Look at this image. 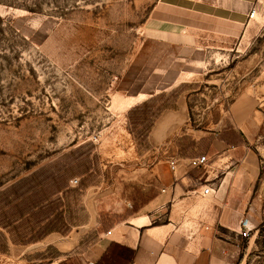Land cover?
<instances>
[{
    "label": "crops",
    "instance_id": "0c3cea01",
    "mask_svg": "<svg viewBox=\"0 0 264 264\" xmlns=\"http://www.w3.org/2000/svg\"><path fill=\"white\" fill-rule=\"evenodd\" d=\"M259 1L157 5L237 29L243 44ZM191 75L183 70L167 91L123 101L132 103L126 165L107 170L97 149L75 147L2 189L0 264H95L111 243L133 250L130 264H244L241 221L264 220V66L215 131L190 124Z\"/></svg>",
    "mask_w": 264,
    "mask_h": 264
},
{
    "label": "rangeland",
    "instance_id": "374dc122",
    "mask_svg": "<svg viewBox=\"0 0 264 264\" xmlns=\"http://www.w3.org/2000/svg\"><path fill=\"white\" fill-rule=\"evenodd\" d=\"M159 1L0 0V191L75 147L97 149L107 170L126 165L123 101L167 91L183 70L191 126L220 128L264 66V0L243 44L239 30ZM246 239L244 264H264V220Z\"/></svg>",
    "mask_w": 264,
    "mask_h": 264
},
{
    "label": "trees",
    "instance_id": "16d2710c",
    "mask_svg": "<svg viewBox=\"0 0 264 264\" xmlns=\"http://www.w3.org/2000/svg\"><path fill=\"white\" fill-rule=\"evenodd\" d=\"M196 142L191 141L189 145L193 147ZM247 242V239L244 240ZM134 252L131 249H123L116 243H111L107 251L95 264H130L132 262ZM60 264H65L61 262Z\"/></svg>",
    "mask_w": 264,
    "mask_h": 264
},
{
    "label": "built area",
    "instance_id": "2783aa9c",
    "mask_svg": "<svg viewBox=\"0 0 264 264\" xmlns=\"http://www.w3.org/2000/svg\"><path fill=\"white\" fill-rule=\"evenodd\" d=\"M258 7L257 5H255L250 13H249V18L250 19H253L255 18V16L258 14ZM207 162V157L206 156H201L200 158H198V163L199 164H205ZM174 162H172V168L174 167ZM211 187L210 186H206L203 188L202 190V195L205 196V195H208L210 194L211 192ZM255 227L252 225V223L250 222V220L248 218H244L242 221H241V224H240V231H239V234L244 237V238H247V237H250L251 233L254 231Z\"/></svg>",
    "mask_w": 264,
    "mask_h": 264
},
{
    "label": "bare ground",
    "instance_id": "6f19581e",
    "mask_svg": "<svg viewBox=\"0 0 264 264\" xmlns=\"http://www.w3.org/2000/svg\"><path fill=\"white\" fill-rule=\"evenodd\" d=\"M258 17H259V15H256L255 18H253V19H258Z\"/></svg>",
    "mask_w": 264,
    "mask_h": 264
}]
</instances>
